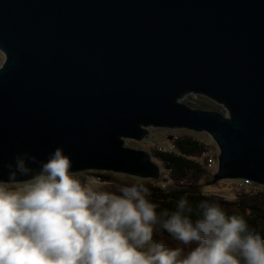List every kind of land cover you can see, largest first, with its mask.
<instances>
[{
    "label": "water",
    "instance_id": "95a60500",
    "mask_svg": "<svg viewBox=\"0 0 264 264\" xmlns=\"http://www.w3.org/2000/svg\"><path fill=\"white\" fill-rule=\"evenodd\" d=\"M0 53V179L62 147L75 173L156 180L124 140L161 127L214 141L204 185L264 186V0H0ZM189 92L227 116L176 101Z\"/></svg>",
    "mask_w": 264,
    "mask_h": 264
},
{
    "label": "clouds",
    "instance_id": "9594fccd",
    "mask_svg": "<svg viewBox=\"0 0 264 264\" xmlns=\"http://www.w3.org/2000/svg\"><path fill=\"white\" fill-rule=\"evenodd\" d=\"M72 167L62 147L44 161L25 153L7 165L0 264H264V238L243 215L183 197L158 215L144 184L111 191L95 176L77 178ZM161 229L184 247L154 239Z\"/></svg>",
    "mask_w": 264,
    "mask_h": 264
},
{
    "label": "trees",
    "instance_id": "16d2710c",
    "mask_svg": "<svg viewBox=\"0 0 264 264\" xmlns=\"http://www.w3.org/2000/svg\"><path fill=\"white\" fill-rule=\"evenodd\" d=\"M204 108H212L208 104ZM175 149L173 151L168 150H152L150 155L152 158L163 166L167 171V178L164 181H153L150 179H137L136 177H123L124 179L115 178L110 173L99 174L101 181L112 184L103 186L107 190L117 191L119 187L132 185V184H144L149 188L151 195L148 197L151 203L157 204V214L163 210L169 212L175 211L179 199L186 198L193 206L197 205L203 200H207L212 203L220 204L231 215H243L247 220L250 228L255 229L262 238H264V187L253 185L254 183H248L247 181H238V188L235 192V198L233 199H221L212 195L204 194L200 189V180L204 177L209 170L206 165L199 163V158L204 156L205 159H212V168L215 165V156L206 157L208 153V147L204 143L193 139L191 136L177 137L174 141ZM203 162V163H204ZM210 167V168H211ZM82 179V177H77ZM129 182H128V181ZM131 181V182H130ZM168 182L169 184H166ZM243 184H251L261 188L257 191H246L247 189ZM263 189V190H262ZM195 219V217H193ZM154 239L164 240L167 246L184 247L179 241L173 240L166 231L162 229L158 232H154ZM191 245L185 247V253L194 247Z\"/></svg>",
    "mask_w": 264,
    "mask_h": 264
},
{
    "label": "rangeland",
    "instance_id": "374dc122",
    "mask_svg": "<svg viewBox=\"0 0 264 264\" xmlns=\"http://www.w3.org/2000/svg\"><path fill=\"white\" fill-rule=\"evenodd\" d=\"M2 62H3V55L2 53H0V65L2 64ZM176 101L190 109L215 110L221 113L222 115L227 116V110L225 107H223L222 104L216 103L214 100H211L207 96H204L201 94H194V93L189 92L185 94L182 98L177 99ZM206 104H208L212 108H204ZM147 131L148 132H147L146 137L142 138L141 140L136 141V140L125 139L124 140L125 145L130 148L144 150L148 152L149 154L152 150L173 151L175 149L174 141L176 140V138L186 135V136H191L193 139H196L204 143L205 145H207L209 151L206 157H211V156L217 157L218 155V148L216 144L211 139V137L205 132H194V131H191L185 128H161V127H149L147 128ZM153 161L160 168L159 173H158L159 177L155 181H164V179L167 178L168 176L167 171L163 168V166L161 165V163H159V161H157L156 159L155 160L153 159ZM198 161L201 165L207 166V160L205 159V162H204V156L199 158ZM216 165H217V159L215 158L214 167L213 168L209 167V170L211 171H208L207 174L204 177H202V179L200 180V189L204 194L212 195V196H215L221 199L231 200L235 198V192L237 191V188L239 187L238 184L240 182L239 183L238 181L235 182L233 179H219L213 182L212 184L204 185L205 183L209 182L212 179L213 177L212 175L215 172ZM101 173H110L115 178L122 177L121 179H124L123 177H127V176L134 177L130 175H125V174L115 173V172H110V171H104V170H84L81 172H77L78 174L77 177H82V179H84L88 176H95L101 181V178L99 176V174ZM137 179H141V178H137ZM242 181H247V180H242ZM101 182L103 186L112 184V182L110 183H105L103 181ZM247 182L249 183V181ZM166 184H169V183L166 182ZM241 184L246 187L244 188V189H247L246 191H250V190L257 191L261 189L259 187H264V186L257 185V184H253V185H257L259 187L252 186L251 184L249 185L243 184V183ZM15 186L18 187L19 184Z\"/></svg>",
    "mask_w": 264,
    "mask_h": 264
},
{
    "label": "built area",
    "instance_id": "2783aa9c",
    "mask_svg": "<svg viewBox=\"0 0 264 264\" xmlns=\"http://www.w3.org/2000/svg\"><path fill=\"white\" fill-rule=\"evenodd\" d=\"M212 159L211 158H209V159H207V166L208 167H211L212 166Z\"/></svg>",
    "mask_w": 264,
    "mask_h": 264
}]
</instances>
